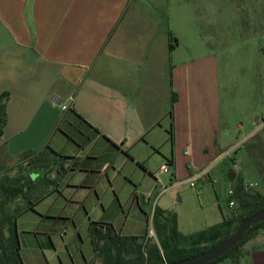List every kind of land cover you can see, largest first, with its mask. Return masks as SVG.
<instances>
[{
    "label": "crops",
    "instance_id": "obj_1",
    "mask_svg": "<svg viewBox=\"0 0 264 264\" xmlns=\"http://www.w3.org/2000/svg\"><path fill=\"white\" fill-rule=\"evenodd\" d=\"M166 2L161 20L140 0H0V93H8L0 133L5 236V209L19 198V190L10 191L19 189L23 167L37 154H57L51 143L56 132L68 138L80 128L77 146L88 148L86 157L100 156L89 170H105L109 158L103 155L113 151L146 170L148 157L157 156L175 184L219 153L229 128L219 94L227 82L219 80L216 61L227 48L211 45L264 37V0H187L188 15L174 5L177 0ZM176 20L200 44L187 55H180V40L169 28ZM217 207L205 228L225 218ZM179 224L176 216L177 230ZM114 230L141 235L124 233L121 226ZM233 261L264 264V227Z\"/></svg>",
    "mask_w": 264,
    "mask_h": 264
},
{
    "label": "rangeland",
    "instance_id": "obj_2",
    "mask_svg": "<svg viewBox=\"0 0 264 264\" xmlns=\"http://www.w3.org/2000/svg\"><path fill=\"white\" fill-rule=\"evenodd\" d=\"M140 2L163 20L166 0ZM187 4V0L174 3L185 7L182 13L188 15ZM169 28L180 40V55L200 46L192 43L188 25L176 20ZM211 46L227 48L216 63L219 80L227 82L220 85L219 94L229 133L221 140L219 153L195 171L205 169L194 185L187 180L175 184L169 172L159 171L163 160L159 157L158 161L157 156L148 157L146 170L130 161L126 153L113 151L103 155L109 158L105 170H89L100 156L86 157L88 148L77 146L80 128H73L68 138L56 132L51 143L57 154L44 149L23 167L26 176L19 185V198L5 209L6 220L14 229L16 257L22 264H101V259L92 255L88 225L110 222L115 229L121 226L124 233L140 230L153 239L150 216L154 206L178 217L179 245L188 248L189 236L217 217V204L227 213L226 218L238 213L234 198L233 206H227V190L238 177L247 192L260 186L264 195V52H258L264 47V37L245 36L238 43L233 39ZM251 126L254 132L247 136ZM228 172L237 175L233 181L227 179ZM234 262L227 256L215 264Z\"/></svg>",
    "mask_w": 264,
    "mask_h": 264
},
{
    "label": "trees",
    "instance_id": "obj_3",
    "mask_svg": "<svg viewBox=\"0 0 264 264\" xmlns=\"http://www.w3.org/2000/svg\"><path fill=\"white\" fill-rule=\"evenodd\" d=\"M8 93H0V133L5 123V103ZM175 95L170 94V104L167 111L171 114V105ZM6 179L0 178V186L3 188ZM17 187L10 193H18ZM231 199H235L238 213L229 218H223L216 225L198 230L189 236L190 246L184 248L179 245L180 235L176 227V215L173 212H165L154 206L150 221L153 230V239L145 234L121 235L115 231L110 222H96L88 225V234L94 256L101 259V264H169L190 255L202 252L216 243L227 238L235 225L241 219L264 208V195L255 191L247 192L238 180L231 189ZM6 221L0 218V264H22L16 257L17 245L13 227L7 221V235L3 234V226ZM264 227V219L252 224L245 230L239 241L222 255L203 264H215L224 257L236 258L240 246L252 237L259 229ZM207 242V244H205Z\"/></svg>",
    "mask_w": 264,
    "mask_h": 264
},
{
    "label": "water",
    "instance_id": "obj_4",
    "mask_svg": "<svg viewBox=\"0 0 264 264\" xmlns=\"http://www.w3.org/2000/svg\"><path fill=\"white\" fill-rule=\"evenodd\" d=\"M233 176L234 175L232 172L227 173L228 180L231 181L233 179ZM263 219L264 208L238 221L233 231L224 240L216 243L215 245L202 252L190 255L169 264H203L207 261L215 259L216 257L228 251L233 245H235L241 238L243 232L248 229V227Z\"/></svg>",
    "mask_w": 264,
    "mask_h": 264
},
{
    "label": "built area",
    "instance_id": "obj_5",
    "mask_svg": "<svg viewBox=\"0 0 264 264\" xmlns=\"http://www.w3.org/2000/svg\"><path fill=\"white\" fill-rule=\"evenodd\" d=\"M68 100L71 101V98L69 97ZM65 108H66V105L65 104H62L61 105V109H65ZM159 170L161 172H167L168 169H167L166 165H160L159 166ZM204 172H205V169L204 170L197 171V172L191 174L190 176H188L186 180L189 182V185L193 186L195 180L198 179L201 176V174H203ZM227 194L230 196L232 194V190L231 189H228ZM233 203H234L233 200L232 199H229L227 201L228 207L231 208L233 206ZM150 235L152 236V233Z\"/></svg>",
    "mask_w": 264,
    "mask_h": 264
}]
</instances>
